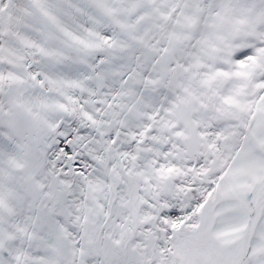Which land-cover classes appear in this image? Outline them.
<instances>
[{"label":"snow or ice","instance_id":"1","mask_svg":"<svg viewBox=\"0 0 264 264\" xmlns=\"http://www.w3.org/2000/svg\"><path fill=\"white\" fill-rule=\"evenodd\" d=\"M0 264H264V0H0Z\"/></svg>","mask_w":264,"mask_h":264}]
</instances>
